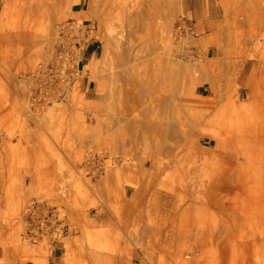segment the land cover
<instances>
[{
	"label": "rangeland",
	"instance_id": "1",
	"mask_svg": "<svg viewBox=\"0 0 264 264\" xmlns=\"http://www.w3.org/2000/svg\"><path fill=\"white\" fill-rule=\"evenodd\" d=\"M96 1L88 0L82 31L91 38L75 47L85 51L77 69L72 58L64 68L58 61L64 44L74 55L65 0H0V264H149L148 253L150 264H264L263 137L247 145L244 132L264 128V0L164 8L157 53L173 87L150 110L176 118L168 155L115 147L107 131H90L101 91L98 73L82 67L101 56ZM205 76L218 87L214 100ZM226 97L242 105L238 114ZM219 125L230 143L209 156L214 143L195 136ZM236 177L248 181L240 187ZM32 201L59 209L60 236L27 242Z\"/></svg>",
	"mask_w": 264,
	"mask_h": 264
},
{
	"label": "bare ground",
	"instance_id": "2",
	"mask_svg": "<svg viewBox=\"0 0 264 264\" xmlns=\"http://www.w3.org/2000/svg\"><path fill=\"white\" fill-rule=\"evenodd\" d=\"M96 3L100 32L98 39L102 42L101 56L97 63L90 61L82 67V74L88 71L92 74L98 73L95 90L98 93L101 91V94L96 95L101 103L91 105L92 110L90 111H92L91 116L95 125L91 126L90 131H107L109 142L115 147L144 146L153 149L156 154L160 152L168 155L172 152L169 142L175 143L172 141L176 138L177 133L176 118L172 114L154 112L150 109L153 101L162 102L173 87L171 80L174 75L172 72H168L169 69L166 71V66L169 67V63L167 60L160 59L157 51L161 41L158 20L163 15L165 7L175 8V1L97 0ZM84 21L86 20H80V22L73 20L77 28L69 27V25L65 27L67 33L69 30H75L69 33L70 36L74 35L71 42L74 55L65 53L66 44H64V48L61 47L58 61L62 68L68 64L67 59L72 58L78 69L80 61L84 57L85 51L75 50L77 46L83 47L85 39L91 38L90 33L82 31ZM60 43L63 45V40ZM33 53H38L37 47H34ZM94 56H97V52ZM42 61L43 64L49 62L47 59ZM164 79L168 83L166 88L162 81ZM201 80L202 77H198L197 83ZM205 80L210 83L211 100H214L218 87L214 81H211V78L207 79L205 76ZM254 99V90L249 88L248 100H250V104ZM226 101V107L238 114V109L242 105H237L236 100L233 101L230 97H226ZM35 112H37L36 106H34L32 120L34 127L38 129L39 122L35 118ZM103 112L107 113V116L105 119H100V116L104 115ZM224 129L219 125L213 130V132L216 131L215 133L202 134L198 132L195 136L199 144L204 141H207L208 145L214 143L215 149L213 152H208L209 156L216 155L218 150L225 148L230 143L226 134L225 137L223 135L226 132L223 131ZM244 132L248 136L245 144L249 142L254 144L258 136L261 135L263 138L257 142L261 141V144L264 145V128L247 129ZM83 143V141H78V144ZM236 148L234 145L233 149ZM154 157L156 156L152 154L147 155L144 162H149L150 169L154 168ZM236 180L240 183V187H243L242 184L246 183L248 178L236 177ZM226 188L227 183H225L224 189ZM195 238L198 240L201 237L196 233ZM146 258L149 264L152 263L150 253L146 254ZM116 262L122 264L119 257Z\"/></svg>",
	"mask_w": 264,
	"mask_h": 264
},
{
	"label": "built area",
	"instance_id": "3",
	"mask_svg": "<svg viewBox=\"0 0 264 264\" xmlns=\"http://www.w3.org/2000/svg\"><path fill=\"white\" fill-rule=\"evenodd\" d=\"M60 211L45 202L32 201L24 214L25 239L28 243L37 244L61 235L63 219Z\"/></svg>",
	"mask_w": 264,
	"mask_h": 264
},
{
	"label": "crops",
	"instance_id": "4",
	"mask_svg": "<svg viewBox=\"0 0 264 264\" xmlns=\"http://www.w3.org/2000/svg\"><path fill=\"white\" fill-rule=\"evenodd\" d=\"M65 4L69 9L70 17L72 20H85L89 15L88 0H65ZM94 54L95 50L90 54V57H93Z\"/></svg>",
	"mask_w": 264,
	"mask_h": 264
}]
</instances>
